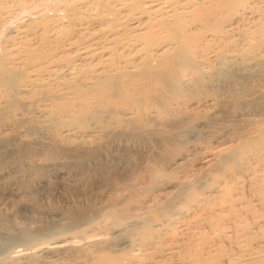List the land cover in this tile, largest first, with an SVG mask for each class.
<instances>
[{
	"label": "bare ground",
	"instance_id": "obj_1",
	"mask_svg": "<svg viewBox=\"0 0 264 264\" xmlns=\"http://www.w3.org/2000/svg\"><path fill=\"white\" fill-rule=\"evenodd\" d=\"M31 1L0 0V15ZM54 12L0 51L1 188L36 192L18 205L29 227L0 229V264H264V0ZM131 145L150 150L132 159ZM190 164L196 180H179ZM165 188L186 211L175 227L169 202H149Z\"/></svg>",
	"mask_w": 264,
	"mask_h": 264
},
{
	"label": "rangeland",
	"instance_id": "obj_2",
	"mask_svg": "<svg viewBox=\"0 0 264 264\" xmlns=\"http://www.w3.org/2000/svg\"><path fill=\"white\" fill-rule=\"evenodd\" d=\"M33 1V0H32ZM31 1V4L29 3V5H27V6H21V5H18L17 3H13V4H11V7H12V9L11 8H9V12H7V13H3L2 15H0L2 18H0V51L2 52L7 46H9L10 44H8V43H11L10 42V40L8 41L7 39H8V37L10 36V35H13L14 33H15V31L18 29V27H21V26H23V25H26V24H29V23H31V22H33V20H35V21H38V20H42V18L44 17V18H46V19H49V18H51V16H53L54 14L53 13H55L54 11H56L57 10V7L58 6H60V4L62 3V2H67V1H70V0H34L33 2H34V4H33V2ZM36 3V4H35ZM17 4V5H16ZM58 5V6H57ZM20 6V7H19ZM18 7V8H17ZM22 7L24 8V9H22ZM29 7V8H28ZM55 8V9H54ZM54 9V10H53ZM45 16H47V17H49V18H47V17H45ZM43 18V19H44ZM29 22V23H28ZM9 35V36H8ZM7 37V38H6ZM8 41V42H7ZM7 45V46H6ZM6 46V47H5ZM3 48V49H2ZM262 85H264V82L262 83ZM260 87V86H259ZM262 88H264V86L262 87ZM132 146V145H131ZM144 146H146V145H144ZM135 147V148H134ZM137 146L135 145H133L131 148H130V151H129V155H130V157L132 158V159H135L136 157H138V155H140V154H144V155H146V154H148V149L150 150V148H146V147H144V148H139V146L136 148ZM132 148H134V149H132ZM147 149V150H146ZM139 151V152H138ZM142 151V152H141ZM131 152V153H130ZM145 152V153H144ZM33 154V155H32ZM32 154H30L29 156L28 155H26L25 157L23 156L22 158H23V162H27L26 164L29 166L28 167V169H31V170H33V168L32 167H34V168H37L36 170H37V173H35L36 172V170H34L33 172L37 175H35V177H46L47 179H49V180H54V171L52 170V169H50V168H46L47 170H44L45 168H44V166H46V160H45V158H44V156H42L40 153H32ZM132 154V155H131ZM36 156V157H35ZM116 156L118 157L119 156V154H117L116 153ZM34 158V159H33ZM29 159V160H28ZM33 160V161H31V160ZM217 159H218V157H216V158H214V160H212V162L211 163H213V164H215L216 163V161H217ZM30 163H29V162ZM262 161V160H261ZM32 163V164H31ZM45 164V165H44ZM258 164H261V165H258V166H260V167H262V166H264V160H263V164L262 163H258ZM31 166V167H30ZM189 166V167H188ZM188 166H186V167H188L187 169H186V167L184 168V172L182 173L183 175H180L179 176V178L177 177L176 178V180L177 179H179V180H181V181H184V182H193V180L195 179L196 180V177H197V175H199L198 174V171L200 170L199 169V165L198 164H190V165H188ZM257 166V167H258ZM42 167V168H41ZM260 167L259 168H257V171H259L260 173H261V171L262 170H264V169H262V168H264V167H262L261 169L262 170H258V169H260ZM39 168H41V169H39ZM44 171H43V170ZM191 169V170H190ZM194 169V170H193ZM46 171V172H45ZM51 171V172H50ZM187 171V172H186ZM189 171V172H188ZM195 171V172H194ZM186 172V173H185ZM259 172H257L258 174H260ZM263 172L264 171H262V174H263ZM41 173V174H40ZM48 173V174H47ZM192 173V174H191ZM40 174V175H39ZM39 175V176H38ZM43 175V176H42ZM53 176V177H52ZM187 176H189V177H187ZM191 176V177H190ZM186 177V178H185ZM189 179V180H188ZM178 180V183H175V185H170V186H168V187H166L169 191L170 190H174V187L173 186H175V189L179 186V185H181ZM192 180V181H191ZM195 182V181H194ZM177 184H179V185H177ZM177 185V186H176ZM203 185V187H201ZM55 186V185H54ZM3 188V185L0 183V190H1V192H0V222H2V223H0V229L1 230H4V227H3V225L5 226L6 225V223H8V222H12V221H14V222H12V226L15 228V227H17V228H13L12 226H8L9 228H8V231H9V233L11 232V231H13V229H14V231L15 230H17L16 232H20L22 229L23 230H25V229H27L28 227H29V225H28V222H27V220H25V218H24V215H21V214H23L22 213V211H21V213H20V211L18 210V205L20 204L21 205V203L23 202V203H27V202H29L30 201V199L31 198H34L35 197V195H36V192H35V189L34 188H31V187H33V185L31 186V187H26V189H28V191H29V194L28 193H22L21 192V189L23 188V186H17V188H20L19 190H20V193H19V195L17 196V197H15V199L14 198H10L7 194H6V192L4 191V189H2ZM22 187V188H21ZM53 186H51V189L53 190V188H52ZM172 187V188H171ZM199 187H201L200 189H199V193H201L202 195H206V194H208V188L206 187V185L204 186V184H202V183H200V186ZM198 187V188H199ZM205 187V188H204ZM163 189V190H160V191H156L155 193H153L152 195H150L151 196V198L150 199H154L153 201L152 200H150L149 202L151 203V205H153V207H158V204H160L159 205V207L161 208V207H163L164 205V207H163V209H167V208H165V207H171V208H169V209H167L168 211H170V209H172L171 210V212H168L167 210V212L164 210H162V212H163V214L164 213H167V214H165L166 216L168 215V220L170 221V222H168V223H170V225L171 224H175L176 223V221L177 220H175V218L176 219H180V218H182L185 214H186V211L184 210L185 208H183L182 207V209H181V206H176V205H174L173 203H171V202H169L170 201V199H169V201H168V199H166V198H169V196H170V193H167L166 194V192H167V189ZM34 190V192H33V190ZM2 190H3V192H2ZM164 190H165V192H164ZM203 190H204V192H203ZM206 190H207V192H206ZM5 192V193H4ZM30 192H31V194H30ZM159 193V194H158ZM161 193V194H160ZM204 193V194H203ZM21 194V195H20ZM23 194V195H22ZM162 195V196H161ZM165 195V196H164ZM28 196V197H27ZM141 196V195H140ZM139 196V197H140ZM154 196V197H153ZM159 196V197H158ZM136 197H138V196H136ZM136 197H135V199H136ZM138 197V198H139ZM137 198V199H138ZM9 199V200H8ZM18 199V200H17ZM26 199V200H25ZM27 199H29V200H27ZM134 198H132L131 200H133ZM134 199V200H135ZM159 199V200H158ZM166 200V201H165ZM25 201V202H24ZM17 202V203H16ZM166 202H169V203H166ZM3 205H2V204ZM158 203V204H157ZM163 203H166V204H168L167 206H166V204H164L163 205ZM171 203V204H170ZM161 204L163 205V206H161ZM173 204V205H172ZM17 208V209H16ZM132 209V208H131ZM179 209V210H178ZM132 210H134V209H132ZM174 210V211H173ZM178 210V211H177ZM184 210V211H183ZM131 211V210H130ZM11 212V213H10ZM19 212V213H18ZM171 213V214H170ZM173 213V214H172ZM174 213H176V214H174ZM179 213V214H178ZM178 214V215H177ZM15 215V216H14ZM173 216V217H172ZM182 216V217H181ZM6 217H8V218H6ZM163 217L165 218V216L163 215ZM170 217V218H169ZM175 217V218H174ZM179 217V218H178ZM15 218V219H14ZM165 218V219H166ZM172 219H173V221H172ZM3 220V221H2ZM5 220V221H4ZM8 220V221H7ZM12 220V221H11ZM167 221V220H166ZM172 226V225H171ZM174 227L176 226V224L175 225H173ZM2 227V228H1ZM12 229H11V228ZM20 229V230H19ZM22 230V231H23ZM13 231V234L15 233ZM12 233V232H11ZM96 239V240H95ZM91 241H98V239L97 238H91ZM72 242V243H71ZM70 244V246H75V245H78V243L77 242H75V241H70V242H68V243H66V245H69ZM55 245V246H54ZM50 247L49 248H54V247H56L57 246V244H51V245H49Z\"/></svg>",
	"mask_w": 264,
	"mask_h": 264
}]
</instances>
